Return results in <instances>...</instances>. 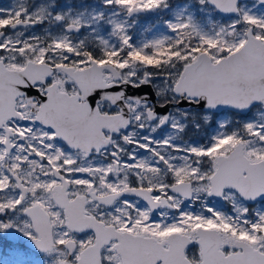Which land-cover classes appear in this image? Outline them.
Wrapping results in <instances>:
<instances>
[{
  "label": "snow or ice",
  "instance_id": "obj_1",
  "mask_svg": "<svg viewBox=\"0 0 264 264\" xmlns=\"http://www.w3.org/2000/svg\"><path fill=\"white\" fill-rule=\"evenodd\" d=\"M0 264H264V0L0 7Z\"/></svg>",
  "mask_w": 264,
  "mask_h": 264
},
{
  "label": "rangeland",
  "instance_id": "obj_2",
  "mask_svg": "<svg viewBox=\"0 0 264 264\" xmlns=\"http://www.w3.org/2000/svg\"><path fill=\"white\" fill-rule=\"evenodd\" d=\"M15 0H0V7H7L13 4Z\"/></svg>",
  "mask_w": 264,
  "mask_h": 264
}]
</instances>
